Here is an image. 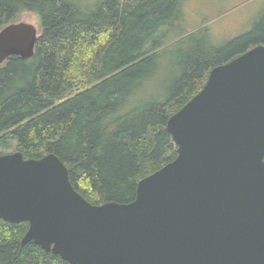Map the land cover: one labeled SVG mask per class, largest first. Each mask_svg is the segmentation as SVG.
Listing matches in <instances>:
<instances>
[{"label": "trees", "instance_id": "obj_1", "mask_svg": "<svg viewBox=\"0 0 264 264\" xmlns=\"http://www.w3.org/2000/svg\"><path fill=\"white\" fill-rule=\"evenodd\" d=\"M185 2L0 0V29L32 12L42 30L33 57L0 64V154L53 152L88 201L134 200L139 181L178 154L170 116L202 90L213 67L264 43V22L227 45L208 41L205 25L169 38ZM166 54L181 72L152 94L147 81L159 76ZM29 226L0 217V264H72L23 244Z\"/></svg>", "mask_w": 264, "mask_h": 264}, {"label": "water", "instance_id": "obj_2", "mask_svg": "<svg viewBox=\"0 0 264 264\" xmlns=\"http://www.w3.org/2000/svg\"><path fill=\"white\" fill-rule=\"evenodd\" d=\"M39 36L6 24L0 64ZM167 128L178 154L130 202L88 201L53 152L0 154V217L72 264H264V44L213 67Z\"/></svg>", "mask_w": 264, "mask_h": 264}, {"label": "rangeland", "instance_id": "obj_3", "mask_svg": "<svg viewBox=\"0 0 264 264\" xmlns=\"http://www.w3.org/2000/svg\"><path fill=\"white\" fill-rule=\"evenodd\" d=\"M17 21L33 23L38 28V33L42 32L39 17L32 12L23 13ZM263 22L264 0H186L181 27L179 31H171L169 38L175 37L182 29L192 32L205 25L208 41L217 45H227ZM178 50L179 47L174 46V51ZM157 66L159 76L147 81V88L152 94H161L163 86L165 87L173 76L181 72L175 65L174 57L168 54L159 60ZM0 150L4 151V147L0 146ZM12 151L8 150V153Z\"/></svg>", "mask_w": 264, "mask_h": 264}, {"label": "flooded vegetation", "instance_id": "obj_4", "mask_svg": "<svg viewBox=\"0 0 264 264\" xmlns=\"http://www.w3.org/2000/svg\"><path fill=\"white\" fill-rule=\"evenodd\" d=\"M258 45V44H257ZM255 46V45H254ZM253 47V46H252Z\"/></svg>", "mask_w": 264, "mask_h": 264}]
</instances>
